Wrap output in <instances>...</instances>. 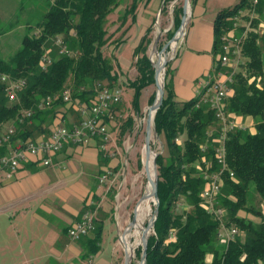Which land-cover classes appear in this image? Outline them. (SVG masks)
Returning <instances> with one entry per match:
<instances>
[{
    "label": "trees",
    "instance_id": "1",
    "mask_svg": "<svg viewBox=\"0 0 264 264\" xmlns=\"http://www.w3.org/2000/svg\"><path fill=\"white\" fill-rule=\"evenodd\" d=\"M44 1L47 5L45 13L35 25H28L18 51L8 58H0V127L15 124L16 134L12 142L36 140L39 135L51 133L59 126L60 108L75 110L80 103L91 105L99 84L132 88V108L139 113L142 92L155 84V68L148 53L153 41V24L134 47L137 70L134 79L123 80L124 71L118 58L108 56L106 50L111 44L119 48L127 41L126 34L137 21L140 5L150 0ZM172 1L164 0L163 12ZM253 1L240 0L232 8L218 12L214 22L215 63L221 55L222 36L234 31V12L242 8L250 10ZM190 3L195 6V0H190ZM182 4L178 2L174 7V26L167 32L169 39L181 24ZM257 11L263 16L264 0H259ZM114 12L118 14L115 21L118 27L111 32L110 15ZM119 32L121 35L113 39ZM58 36L64 37L72 54L59 53L53 42ZM49 50L53 62L43 69L42 59ZM242 55L233 89L224 106L240 126L227 135L229 170L223 176L222 192L218 196L220 206L227 212L223 221L236 227L239 234L226 241L219 238L221 221L208 210L202 196L207 181L206 171L219 168L212 142L218 135L220 121L216 110L209 103L202 102L203 96L209 93L212 78L197 97L178 101L173 85L174 71L172 63H169L164 100L154 118L155 130L164 149L156 159L160 209L153 233L149 236L147 264H264V34L249 33ZM3 75L13 80H26L15 102L7 96L6 83L1 80ZM67 89L72 92L71 102L63 99ZM48 97L53 98L51 104L39 109L38 104ZM155 98L156 94H152L149 102L153 104ZM121 104L113 106V111L122 114ZM29 109L35 110L32 117H23ZM79 116L81 118L80 112ZM119 119L116 126L122 122L118 126V143L122 146L123 138L132 131L135 119L132 115ZM106 121L112 124L109 119ZM78 123L65 126L72 127ZM204 147H207L206 151H203ZM7 151V146L0 147V155ZM111 159L103 158L104 168H112L117 173L120 166L112 167ZM139 166L142 168L141 163ZM117 184L109 189L112 198L117 192ZM255 198L260 199L259 205ZM99 199L93 195L94 201ZM89 203L85 210L92 209L98 215L94 236L82 238L86 239L80 257L82 260L91 259L90 256L101 250L104 219L109 216L101 207ZM243 211L261 216V219L255 221L241 216ZM141 253L140 246L137 255Z\"/></svg>",
    "mask_w": 264,
    "mask_h": 264
},
{
    "label": "crops",
    "instance_id": "2",
    "mask_svg": "<svg viewBox=\"0 0 264 264\" xmlns=\"http://www.w3.org/2000/svg\"><path fill=\"white\" fill-rule=\"evenodd\" d=\"M203 4V0H195V6L191 5L187 36L173 63V85L178 101L197 97L214 74L216 19L211 21L205 17ZM160 5L161 0H150L140 5L137 21L129 33L139 23L144 30L136 33L133 50L147 28L154 24ZM150 6L149 12H146ZM143 22L146 23L143 25ZM203 76L208 78L204 79ZM75 108L62 106L58 125L78 123L81 118L79 110ZM111 126L115 127L116 124L112 123ZM49 135H39L38 139ZM112 136H115V131ZM109 148L115 154L111 157V166H120L121 170V148L115 143ZM103 158L96 139L86 145L70 143L54 156L52 165L25 164L13 177L0 183V264H120L115 260L109 262L102 256V245L101 250L90 256L86 263L80 258L86 239L74 241L68 236L69 228L81 218L93 195L100 198L95 201L97 208L101 207L110 216L106 209L110 204L111 183H99L105 167ZM117 222L120 239V223ZM93 236L92 232L89 237ZM72 256L69 262L68 258Z\"/></svg>",
    "mask_w": 264,
    "mask_h": 264
},
{
    "label": "built area",
    "instance_id": "3",
    "mask_svg": "<svg viewBox=\"0 0 264 264\" xmlns=\"http://www.w3.org/2000/svg\"><path fill=\"white\" fill-rule=\"evenodd\" d=\"M258 3L259 0H254L250 10L248 8L239 9L233 17L234 31L232 30L223 35L221 55L214 64L213 77H216V84H212L209 93L202 98V102L209 103L216 110V116L220 121L218 135L214 132L216 136L212 142L219 168L214 171H206L207 181L202 196L208 210L213 212L221 221L219 238L222 241L233 239L239 234L236 227L228 226L223 221V217L227 215V212L218 202V196L221 194L223 187V176L229 170L226 149L227 135L240 126L225 110V99L231 94L235 74L241 65L245 38L253 31L264 34V12L263 16L259 14L257 11ZM237 31H240V33H234ZM53 42L60 54H72L64 37L58 36ZM49 53L50 50L42 59L43 69H47L53 62ZM218 65H220V69H218ZM1 80L6 83L9 100L11 102L17 101L20 91L26 85V80H13L7 75H3ZM121 91L122 89L119 86L109 87L99 84L93 103L91 105L80 103L77 106L81 114V121L72 127L59 125L52 130L47 138L21 140L14 143L12 141L16 134L15 124L9 123L1 126L0 147L7 146L8 151L0 155V183L13 177L25 164L52 165L54 156L70 143L86 145L92 139H96L103 157H114L115 154L109 146L112 143L117 145V143L112 136L111 125L106 119H109L110 123L116 124L117 119L123 117L122 114L113 111V106L122 102ZM63 99L65 102L72 101L71 90L64 91ZM52 100V97H48L46 101L38 104V108L48 107ZM34 112V109L26 110L23 117H32ZM206 149L207 147H204L203 151H206ZM230 176H234L233 172L230 173ZM116 177L117 175L113 169L106 167L99 177V183L106 184L110 182L112 187L116 183ZM89 205L97 206V203L92 200ZM95 221L96 212L92 209H86L81 218L69 228L68 236L74 241L81 240L95 231Z\"/></svg>",
    "mask_w": 264,
    "mask_h": 264
},
{
    "label": "rangeland",
    "instance_id": "4",
    "mask_svg": "<svg viewBox=\"0 0 264 264\" xmlns=\"http://www.w3.org/2000/svg\"><path fill=\"white\" fill-rule=\"evenodd\" d=\"M178 2H183L184 0H174L164 9V0H161V5L157 8L155 14V20L153 24V41L149 46V56L152 58L153 62H157L160 56L157 54L152 55V52H160L163 46L170 40L167 36V32L174 26V7ZM205 17L209 18L211 21H214L217 17V14L220 10L226 9L228 7H233L239 0H203ZM183 5V4H182ZM151 6L147 9L146 12H149ZM47 9L46 2L44 0H0V58H8L15 54L16 51L21 47L22 38L26 32L28 25H35L40 17L45 13ZM190 12V9H189ZM192 13V8H191ZM118 14L114 12L110 15V31L113 32L118 27L117 21ZM146 22H143V25ZM185 32L187 33V30ZM144 30L142 24H136L135 27L128 32L127 41L124 43V46L120 49L114 48L111 44L106 50V54L110 57L116 56L120 63L121 70L124 71L122 74L123 80L134 79L137 75V70L134 66V56H133V44L136 43L135 40L136 33H140ZM177 31V30H176ZM175 31V32H176ZM122 32L116 34L113 38H117L121 35ZM130 34L132 37L130 38ZM186 34L181 38L174 48L175 55L171 54L169 57H172L169 63H172V70L174 71L173 63L177 57L179 48L182 46L184 39H186ZM130 38V39H129ZM141 38V37H140ZM120 49V50H119ZM168 52V50H167ZM166 52V54H168ZM161 60V59H160ZM167 66L165 71V81L167 74ZM174 75V72H173ZM204 79L208 77L203 76ZM206 81V80H205ZM122 109H123V119H126L128 115H132L135 119L132 131H128L123 138V145L120 146L118 143L119 138V128L122 122L116 127L111 126V131H115V142L118 147L121 148L122 153V167L120 173L117 174L116 182L117 192L115 197L110 196L109 206L106 209L110 216L105 220L104 230L102 234V251L103 257L109 262L117 261V263L124 264L126 259L125 244L121 239V236L125 229L128 227L129 223L132 221L135 208L139 200L147 192L149 187V182L147 179V173L144 168V154L145 149V139H146V127H147V117L149 108L152 105L149 102L150 96L152 94H157L156 84L151 85L144 89L140 98H139V113H137L132 107V99L134 96V90L130 87L122 88ZM156 100V98H155ZM122 118L119 120L121 121ZM144 120V121H143ZM154 136L152 137V148L154 152L161 153L164 149L162 140L157 137L156 133L153 132ZM139 163L142 164L139 166ZM154 177V176H153ZM110 195V194H109ZM259 205L260 199L255 198ZM152 210L148 219L145 220V226H147L149 219L153 215V202L151 204ZM185 208V207H184ZM264 212V204H263ZM241 216H246L255 221H259L261 216H256L250 213L241 212ZM120 223V239L118 231V222ZM136 225V223H135ZM135 226L131 234H128L130 240L133 242V255L132 261L130 264H141V255H137V250L141 246L140 242L136 243V236L134 234ZM153 233V230L150 234ZM128 237V238H129ZM244 238V237H242ZM142 247V246H141ZM116 257H118L116 259ZM73 256L68 258V261H72ZM74 261V260H73ZM87 263V260H85Z\"/></svg>",
    "mask_w": 264,
    "mask_h": 264
},
{
    "label": "water",
    "instance_id": "5",
    "mask_svg": "<svg viewBox=\"0 0 264 264\" xmlns=\"http://www.w3.org/2000/svg\"><path fill=\"white\" fill-rule=\"evenodd\" d=\"M189 9H190V12H189ZM190 14H191L190 0H184L183 16H182V20H181V24H180L179 28L177 29V31L175 32L173 37L163 46L162 50L160 51L161 57L157 60V62H153L152 58L150 57L152 64L155 68V84L157 86V94H156V100L150 106V108H149L150 110L148 113V121H147V127H146V139H145V151H146L147 158H149L151 153L154 152V150L152 148L153 132L156 133L154 118H155L156 112L161 107L163 100H164V96H165V71H166V66H167L168 61H170L172 59V57H169V55H171V54L175 55V50L172 48V43L178 42L186 34L185 30L188 27ZM179 33H180V36H182L181 38H180V36L179 37L177 36ZM167 50H168V52H167L168 54H166ZM162 56H165L164 60H160L162 58ZM161 71L164 73V78H163L162 84H160L159 80H158L159 74L161 73ZM153 112H154V114H152ZM156 135H157V133H156ZM157 137H159V136L157 135ZM158 154L159 153L154 152L153 164H154V170H155V178L152 179L149 171H147V174H146L148 182L150 183V186H151V190H150L149 194H151V196L153 197V207L154 208H153V215L149 219L146 228L142 232V237H141V242H140V244L142 246L141 264H147V249H148L149 236H150V232L154 229L155 222H156V219L158 217L159 209H160V199H159V193H158L159 175H158V168H157V162H156ZM146 169H147V167H146ZM146 195H147V193H145L142 198H144ZM136 220H137V210L135 208L133 219L129 223V225L125 229V231L123 232L121 239L127 233H131L133 231ZM125 253H126V259L124 261V264H130L132 258H130L128 256L127 251Z\"/></svg>",
    "mask_w": 264,
    "mask_h": 264
},
{
    "label": "bare ground",
    "instance_id": "6",
    "mask_svg": "<svg viewBox=\"0 0 264 264\" xmlns=\"http://www.w3.org/2000/svg\"><path fill=\"white\" fill-rule=\"evenodd\" d=\"M235 14L236 13L234 12V15ZM177 36L179 37L180 33ZM181 37L182 36H180V38ZM221 39H223V36H222ZM176 44H177V42L176 43L175 42L172 43V48L173 49L176 47ZM154 54H157V56H160V52H156V50L152 52V55H154ZM164 59H165V56H162L161 60H164ZM163 78H164V73L161 71V73L159 74V78H158L160 84L163 83ZM212 84H216V77H212ZM152 114H154V112ZM122 118H124V117H122ZM147 121H148V117H147ZM116 123H118V122H116ZM153 136H154V134H153ZM143 154H144L143 163H144V168L146 170V173H147V171H149L152 179H154L155 178V170H154V164H153L154 152L151 153L149 158H147L145 149L143 151ZM146 167H147V169H146ZM150 190H151V186H150V183H149V187H148L147 192H146L147 195L144 198L140 199V201L138 202V204L136 206L137 220H136V225H134L135 226L134 234L136 236V243L141 241L142 232L146 228L145 220L148 219V216L150 215V212L152 210L151 204L153 202V197L151 196V194H149ZM128 234H131V233H127L125 236H123L122 240H123V242L125 244V251H127L128 256L130 258H133L134 257V255H133V252H134V250H133V242L130 240L131 236L129 237Z\"/></svg>",
    "mask_w": 264,
    "mask_h": 264
}]
</instances>
